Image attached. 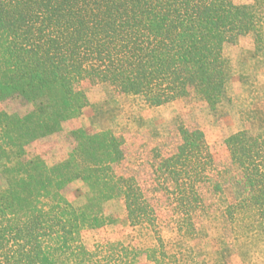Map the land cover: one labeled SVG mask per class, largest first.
Wrapping results in <instances>:
<instances>
[{"label": "trees", "instance_id": "16d2710c", "mask_svg": "<svg viewBox=\"0 0 264 264\" xmlns=\"http://www.w3.org/2000/svg\"><path fill=\"white\" fill-rule=\"evenodd\" d=\"M246 36L264 54V0H0V103L27 108L0 109V264H207L199 225L226 190L214 264H263L264 132L222 138L229 164L219 168L204 131L179 125L173 151L151 148L148 186L118 171L126 152L112 129L65 132L88 107L87 81L149 107L201 99L228 119L224 49ZM61 135L70 149L60 161L29 150ZM110 202L151 245L87 244L121 219Z\"/></svg>", "mask_w": 264, "mask_h": 264}, {"label": "rangeland", "instance_id": "374dc122", "mask_svg": "<svg viewBox=\"0 0 264 264\" xmlns=\"http://www.w3.org/2000/svg\"><path fill=\"white\" fill-rule=\"evenodd\" d=\"M237 4H251L254 0H234ZM225 56L232 62L233 78L230 84V117L217 122L208 105L201 99L178 101L162 107H149L140 98L118 94L110 85L87 81L83 84L88 96V107L79 121L65 124V132L77 127H84L89 132L112 129L121 140L126 152V160L117 167L118 171L134 175L148 186L149 157L153 146L173 151L174 139L179 125L200 128L207 141L215 147L216 161L219 168L229 164L226 151L220 141L227 135L241 130L253 133L264 132V54L256 55L254 39L250 36L241 38L237 43L225 45ZM0 109L9 112L25 113L26 107L16 101L0 103ZM70 149V142L65 135L46 139L30 147L32 154H43L50 163L60 161ZM4 179L0 173V185ZM72 199L82 200L83 186H72ZM211 212L200 222L197 251L202 262L214 264L212 246L222 234L219 212L228 204L227 190L212 198ZM108 213H118L121 219L104 229L101 234L86 236L88 245L94 247L109 239L121 241L130 247L145 249L151 245L149 235L129 225L119 205L110 202L106 205ZM165 236L171 231L166 230ZM237 261V259H235ZM264 264V263H263Z\"/></svg>", "mask_w": 264, "mask_h": 264}]
</instances>
